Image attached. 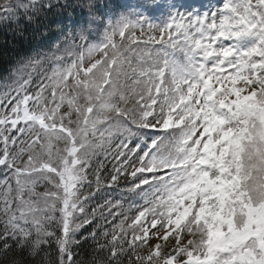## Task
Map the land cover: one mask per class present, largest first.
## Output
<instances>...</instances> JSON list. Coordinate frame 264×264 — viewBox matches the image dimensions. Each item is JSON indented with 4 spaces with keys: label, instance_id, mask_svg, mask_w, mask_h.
<instances>
[{
    "label": "snow or ice",
    "instance_id": "6c2138e0",
    "mask_svg": "<svg viewBox=\"0 0 264 264\" xmlns=\"http://www.w3.org/2000/svg\"><path fill=\"white\" fill-rule=\"evenodd\" d=\"M3 23L50 43L0 92V264H85L89 239L92 264H264V0H4ZM121 178L142 205L99 202Z\"/></svg>",
    "mask_w": 264,
    "mask_h": 264
},
{
    "label": "trees",
    "instance_id": "16d2710c",
    "mask_svg": "<svg viewBox=\"0 0 264 264\" xmlns=\"http://www.w3.org/2000/svg\"><path fill=\"white\" fill-rule=\"evenodd\" d=\"M122 1L123 0H101V3H107L113 13H120L122 11H126L130 7L129 5H122ZM3 2L4 0H0V3ZM73 2H75V0H73ZM138 3H140V0H134V5H137ZM66 11L67 13H72L73 10L69 8ZM79 13L80 9L77 8L73 18H78ZM15 29L16 26L14 24H0V92L5 91L11 86L13 70L17 61L20 60L21 57L31 54L33 49L48 51V45L50 43V40L41 41L39 38H31L29 35L31 29L25 33V39L21 40L18 34H16ZM156 47H159V45H156ZM43 71L44 70L42 69L41 72ZM36 77L40 79V77H43V75H37ZM104 164L107 169L104 175L107 176L111 172L113 165L117 164V161L113 160L112 157L109 156L107 160H104ZM128 185L129 181L121 178L118 182V185L111 188H105L100 194H98L99 202L102 203L103 199L105 198L110 200H120L123 203L125 210H128L129 206L133 203L137 204L138 206L142 205V200H140L134 194L128 192ZM92 190L95 189L93 188ZM93 203H96V201H93ZM134 211L135 209L132 210V212ZM132 212H129V215H131ZM120 219H122V217H118L116 220H112V218L109 217L107 222L101 220L100 224L102 226V230L111 231L112 227L120 222ZM91 230L92 229L90 228L89 231ZM99 242L104 243L102 236L99 237ZM95 247L96 243L89 239L82 248H78L76 250L79 253V258L83 260L85 264H92V259L95 255L93 250ZM51 251H55L54 247L51 249ZM100 255L103 256L106 255V253H101Z\"/></svg>",
    "mask_w": 264,
    "mask_h": 264
},
{
    "label": "rangeland",
    "instance_id": "374dc122",
    "mask_svg": "<svg viewBox=\"0 0 264 264\" xmlns=\"http://www.w3.org/2000/svg\"><path fill=\"white\" fill-rule=\"evenodd\" d=\"M223 2L224 0H195V3L197 4V6L200 8L201 11L215 10L216 8L221 7ZM181 11H183V9H181ZM152 15L155 16L153 17L154 21L159 22L158 20H156V16L158 14H152Z\"/></svg>",
    "mask_w": 264,
    "mask_h": 264
}]
</instances>
